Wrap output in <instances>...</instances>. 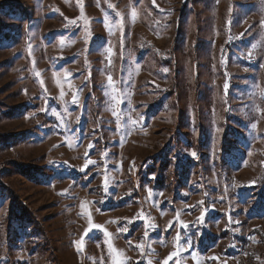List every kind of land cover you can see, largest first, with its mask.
Masks as SVG:
<instances>
[{"label": "rangeland", "instance_id": "obj_1", "mask_svg": "<svg viewBox=\"0 0 264 264\" xmlns=\"http://www.w3.org/2000/svg\"><path fill=\"white\" fill-rule=\"evenodd\" d=\"M0 4V264H264V0Z\"/></svg>", "mask_w": 264, "mask_h": 264}, {"label": "snow or ice", "instance_id": "obj_2", "mask_svg": "<svg viewBox=\"0 0 264 264\" xmlns=\"http://www.w3.org/2000/svg\"><path fill=\"white\" fill-rule=\"evenodd\" d=\"M82 15H83V12H82ZM132 16H133V17L136 16V12H135V11L132 12ZM71 23H75V21H71ZM262 26H264V21H262ZM164 71H167V69H165ZM108 82H109V85L112 86V77H111V76L108 77ZM228 87H229L228 83H225V85H224L225 90H227ZM61 98H63V93H61ZM73 102H74V103L77 102L75 96L73 97ZM77 119H79V117H78ZM253 127H255V125H253ZM192 155L195 157L196 154H195V153H192ZM88 163H94V162H92V161H88ZM80 171H84V169H80ZM82 208H83V206H82ZM130 223H131V221H130ZM237 223H238V221H237ZM93 227H99V226H93ZM153 227H155V226L153 225ZM180 227H182V228H186L187 225H185V224H183V223L181 222ZM89 231H91V229H89ZM121 231H125V232H127L128 229H127V228H123V229H121ZM85 235H87V232L85 233ZM107 235H108V234L105 232V236H106V237H107ZM177 239H179V232H178V234H177ZM186 243H187V247H188V248H191V247H192V241H191V240H188ZM81 244H82V241H81ZM77 247H78V250H79L80 245L78 244ZM109 247L111 248V245H110ZM139 247H142V246H139ZM186 250H187V249H186ZM175 255H177V253H173V254H171V255L169 256V258L166 259V260L164 261V264H168V260L172 259V257L175 256ZM212 259H218V258L213 257ZM114 264H116L115 261H114ZM149 264H150V262H149Z\"/></svg>", "mask_w": 264, "mask_h": 264}, {"label": "trees", "instance_id": "obj_3", "mask_svg": "<svg viewBox=\"0 0 264 264\" xmlns=\"http://www.w3.org/2000/svg\"><path fill=\"white\" fill-rule=\"evenodd\" d=\"M0 4V8H1ZM30 173L32 174V171H30ZM28 173V175L30 176L31 174ZM0 186L4 189H7L4 185H2L0 183ZM8 191V189L6 190ZM10 195H11V191H10ZM12 212L10 213L12 216V219L17 222V223H22L25 222L26 224L29 222L30 224H33V217L31 216L30 213L25 211V208H23L20 204L13 202L12 203ZM50 263L49 264H56V262L53 260V258H50Z\"/></svg>", "mask_w": 264, "mask_h": 264}]
</instances>
